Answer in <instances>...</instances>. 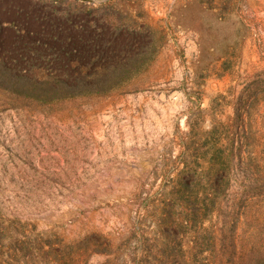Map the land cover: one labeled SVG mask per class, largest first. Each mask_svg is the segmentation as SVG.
I'll list each match as a JSON object with an SVG mask.
<instances>
[{
    "label": "rangeland",
    "instance_id": "rangeland-1",
    "mask_svg": "<svg viewBox=\"0 0 264 264\" xmlns=\"http://www.w3.org/2000/svg\"><path fill=\"white\" fill-rule=\"evenodd\" d=\"M50 1L127 55L60 73L0 33V264H264V0Z\"/></svg>",
    "mask_w": 264,
    "mask_h": 264
},
{
    "label": "trees",
    "instance_id": "trees-1",
    "mask_svg": "<svg viewBox=\"0 0 264 264\" xmlns=\"http://www.w3.org/2000/svg\"><path fill=\"white\" fill-rule=\"evenodd\" d=\"M1 1L8 4L0 9V33L3 34L9 29L13 30L17 40L14 47L22 48L18 51L21 56H23L20 54L22 51L28 53L33 63L40 66L53 65L62 73V64H67L69 67H81V65L85 66L93 60L96 61L92 69L95 71V75H105L111 60H114L117 56L119 57V54L120 57L127 55V53L123 54L121 52H115L112 55L109 52L106 53L104 49L102 50L103 44L97 34L90 33V38L82 41L74 33V22H71L72 26L69 27L68 34H64L65 31L61 25L63 21L53 17L51 14H46L43 8L36 5V2L39 3L43 0ZM59 1L52 0L50 4L53 5ZM24 2L27 3L26 10L21 5ZM51 5L50 9L54 11ZM51 10H48V12L51 13ZM74 70L78 71V69ZM37 73L31 78L27 77L29 86L26 90L28 95H33L32 97L34 98H41L40 96H45L44 94L48 92V84L50 85L53 82L50 81L51 79L44 72L39 71ZM60 75L62 74H56L55 77L51 78H60ZM27 79L19 77V84H25ZM63 86L58 84L55 88L59 90L64 88ZM210 190L214 192L216 189L215 187H210Z\"/></svg>",
    "mask_w": 264,
    "mask_h": 264
},
{
    "label": "water",
    "instance_id": "water-1",
    "mask_svg": "<svg viewBox=\"0 0 264 264\" xmlns=\"http://www.w3.org/2000/svg\"><path fill=\"white\" fill-rule=\"evenodd\" d=\"M82 1H93V0H82Z\"/></svg>",
    "mask_w": 264,
    "mask_h": 264
}]
</instances>
